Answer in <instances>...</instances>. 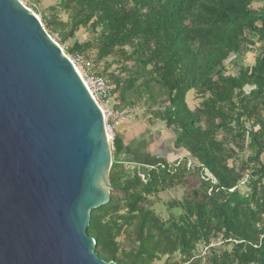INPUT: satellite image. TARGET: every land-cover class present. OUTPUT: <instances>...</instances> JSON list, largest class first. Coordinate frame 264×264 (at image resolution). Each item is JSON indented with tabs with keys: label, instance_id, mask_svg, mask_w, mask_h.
<instances>
[{
	"label": "trees",
	"instance_id": "1",
	"mask_svg": "<svg viewBox=\"0 0 264 264\" xmlns=\"http://www.w3.org/2000/svg\"><path fill=\"white\" fill-rule=\"evenodd\" d=\"M255 1L59 0L61 12L40 13L61 47L80 29L91 32L64 53L94 51L104 67L91 70L114 87L115 111L145 100L146 114L175 131L173 151L185 153L172 162L169 152L139 157L145 166L130 172L114 135L109 202L90 212L87 228L100 260L264 264V7L253 8ZM256 43L253 64L227 74ZM109 59L126 77L107 74ZM178 185L184 199L156 211L158 195Z\"/></svg>",
	"mask_w": 264,
	"mask_h": 264
},
{
	"label": "water",
	"instance_id": "2",
	"mask_svg": "<svg viewBox=\"0 0 264 264\" xmlns=\"http://www.w3.org/2000/svg\"><path fill=\"white\" fill-rule=\"evenodd\" d=\"M111 143L71 61L18 0H0V264H115L90 212L109 202Z\"/></svg>",
	"mask_w": 264,
	"mask_h": 264
},
{
	"label": "rangeland",
	"instance_id": "3",
	"mask_svg": "<svg viewBox=\"0 0 264 264\" xmlns=\"http://www.w3.org/2000/svg\"><path fill=\"white\" fill-rule=\"evenodd\" d=\"M58 2L59 0H28V7L31 10V12L39 19L40 23L42 22V18L40 16L41 14H44L47 18L55 13V12H61L60 8H58ZM253 8H259L264 7V0H256L255 3L252 4ZM35 10H38L39 13H34ZM60 17L62 20H66V16L62 13H60ZM42 27L47 33V30L44 27V24ZM49 36V35H48ZM50 39L57 44L64 53L65 47H70L73 42V40L78 41L79 43L84 42L85 40H89L93 37L92 33L89 32L86 29H80L76 34L75 38L70 41H67L65 43V46L61 47L58 43V36L56 34L49 36ZM260 45L256 43L253 48H255L250 53H245L242 58L236 59V64L229 65L228 73L230 75H236L238 70L241 68V66H251L254 62V57L256 55V50ZM263 50H264V42H263ZM64 55L70 60L73 61L75 64L77 61H89L90 65L95 72H102L104 64L101 63L99 65H95L94 59H95V52L91 51L86 54V56H73V55ZM116 60V59H115ZM107 64L110 66L107 74H114L117 76L118 74L120 77H126V74L119 73L120 72V65L117 63H113V60L109 59L107 61ZM79 65V63L77 64ZM124 65V64H123ZM126 66H130V64L126 63ZM105 78V77H104ZM106 81H108L105 78ZM109 82V81H108ZM110 84V83H109ZM112 86V85H110ZM112 88H114L112 86ZM194 94L192 92L188 93L186 96V102L190 109H193L197 106L198 101L195 100ZM145 100H142L141 102H135V105L133 107L128 106L125 108L120 109L122 113L120 121L117 123V126L115 128H118V131L112 130V138H110V143H112V140L114 138V135L118 136L122 141H124V147L125 151L123 152V155H120V159L123 160L124 165L126 168H128V171H133L134 166L131 164H136L135 166L138 167H144L145 161L140 160L139 158H134V160H131L133 157L132 155L135 154V152H140L141 155H148L156 154L160 157H165L168 162H172L173 159L176 157L183 158L185 153L183 154L182 151H173L172 144L175 140V131L169 130L164 127V124L160 121L153 118L152 115L146 114L148 113L147 105L144 103ZM108 104L111 110H114V106H119V99L118 94H114L111 96V98L108 99ZM156 107H153L150 109V112L155 110ZM108 125H113V123H109ZM163 147V149H162ZM169 147V151H165L164 148ZM159 149H161L159 151ZM168 149V148H167ZM159 151V152H158ZM145 152V153H144ZM245 155L249 154V151H245ZM131 157V158H130ZM145 157V158H146ZM129 159V160H128ZM263 159V158H262ZM133 168V169H132ZM245 192L246 190L243 189ZM185 192L184 188H182L181 185L174 186L169 190H166L163 193H160L157 197V200L155 202V209L156 211H159V208L163 209L164 205L167 202H171L173 200L181 201L184 199ZM213 245L218 246L219 243L215 242ZM200 254L205 252V249H200ZM159 264H163V259Z\"/></svg>",
	"mask_w": 264,
	"mask_h": 264
},
{
	"label": "built area",
	"instance_id": "4",
	"mask_svg": "<svg viewBox=\"0 0 264 264\" xmlns=\"http://www.w3.org/2000/svg\"><path fill=\"white\" fill-rule=\"evenodd\" d=\"M18 1L21 4H23L25 7L26 4L28 3V0H18ZM71 63L73 64L78 76L80 77L83 85L89 92L90 96L101 110L104 118L106 133L110 136V138H112V130H114V128L117 126V123L120 121L122 115L120 114L122 113L121 111L120 112L114 111L111 110V108L109 107L108 99L111 98L112 96V90H113L112 86L107 84L102 77L97 76L94 74V72H92L89 61H85V60L77 61L76 64L73 61H71ZM78 63L79 65H77ZM109 123L110 124L113 123V125H108ZM132 166H134L135 168L137 167L135 165ZM152 169H153L152 166H147V170H152ZM139 176L141 177V179H143V175H139Z\"/></svg>",
	"mask_w": 264,
	"mask_h": 264
},
{
	"label": "crops",
	"instance_id": "5",
	"mask_svg": "<svg viewBox=\"0 0 264 264\" xmlns=\"http://www.w3.org/2000/svg\"><path fill=\"white\" fill-rule=\"evenodd\" d=\"M117 129H118V128H115V131H118ZM123 142H124V141H123ZM162 149H163V147H162ZM144 153H145V152H144ZM132 156H133L132 158L130 157L131 160H134V158H139V157H143V158H145V157H146V155H143V154L141 155L140 152H135V154H133ZM176 158H177V157H176ZM128 160H129V159H128ZM173 160H175V159H173ZM173 160H172V161H173ZM131 165H136V164H131Z\"/></svg>",
	"mask_w": 264,
	"mask_h": 264
},
{
	"label": "bare ground",
	"instance_id": "6",
	"mask_svg": "<svg viewBox=\"0 0 264 264\" xmlns=\"http://www.w3.org/2000/svg\"><path fill=\"white\" fill-rule=\"evenodd\" d=\"M107 138L110 140V136L107 134Z\"/></svg>",
	"mask_w": 264,
	"mask_h": 264
}]
</instances>
